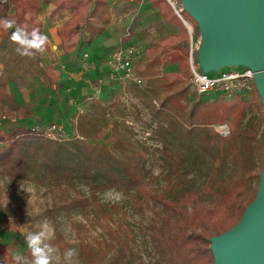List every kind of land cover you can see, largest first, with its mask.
Masks as SVG:
<instances>
[{
    "label": "rangeland",
    "instance_id": "374dc122",
    "mask_svg": "<svg viewBox=\"0 0 264 264\" xmlns=\"http://www.w3.org/2000/svg\"><path fill=\"white\" fill-rule=\"evenodd\" d=\"M105 1L106 14L112 15L111 20L115 22L122 20L121 23L103 24L91 20L78 33V48L71 55H65L59 41H53L52 37L72 12L56 7L54 0H36L37 9L27 16V30L38 28L49 38L44 54L21 57L15 51L17 45L11 41V34L0 35V118L12 112L17 117L14 125L0 121V129L12 132L18 126L29 129L48 124L62 125L66 140L41 138L59 144L76 142L93 151H108L119 158L127 150L143 147L146 167L158 177L150 187L159 188L163 185L162 166L155 160L158 155L155 149L160 148L161 143L154 134L156 124L148 108L149 100L137 93L140 91L150 97L151 92L158 90L157 94L162 96V75L179 73L177 63H157L155 55L147 52L161 40L176 35L178 28L160 19L158 7L149 0ZM165 2L171 6L167 0ZM171 2L175 15L187 11L182 0ZM181 18L186 25L187 38L180 40L179 46L187 51L189 74L179 87L192 91L189 49L193 48V65L203 72L198 58L203 35L199 25L183 16ZM126 36L129 39L124 42ZM128 43L142 50L133 65L134 72L141 79L139 85L109 79L107 61L119 46ZM84 54L95 62V68L82 67ZM244 67L239 63L213 66L212 71L204 73L213 77L222 71ZM143 71L148 74L143 76ZM53 75H58L56 81L52 80ZM214 96L210 94L201 98L211 101ZM240 100L250 106L245 121L249 120L257 135L262 136L264 120L255 106L259 96L253 83L252 89ZM76 104L81 105V114L76 115ZM153 104L157 105L156 101ZM42 176L37 175L15 186L0 169V263L13 264L16 255L30 260L25 237L29 232L38 231L37 225L47 220L54 232L48 243L57 249L53 264H63V253L68 248L77 250L79 264H110L122 242L136 253L131 264H157L158 257L145 230L149 212L143 218L133 211L131 200L121 191L98 192L91 201L89 191L82 183L75 181L74 187L58 185ZM194 177L198 181L202 174ZM94 255L97 258H92Z\"/></svg>",
    "mask_w": 264,
    "mask_h": 264
},
{
    "label": "trees",
    "instance_id": "16d2710c",
    "mask_svg": "<svg viewBox=\"0 0 264 264\" xmlns=\"http://www.w3.org/2000/svg\"><path fill=\"white\" fill-rule=\"evenodd\" d=\"M150 1L166 22L178 26L176 35L161 40L147 52L155 55L157 63H177L179 73L162 75V96L157 94L158 90L151 92L150 97L137 93L148 98V108L156 124L154 134L161 147L155 149L158 153L155 160L162 166L163 185L150 187L158 177L146 167L143 147L127 150L119 158L76 142L48 141L22 126L12 132L0 129V169L15 186L40 174L58 185L74 187L77 181L87 187L91 201L98 192L121 191L131 200L133 211L143 218L150 213L145 230L158 257L157 264H213L210 239L236 226L255 199L262 170L264 134L257 135L255 126L245 121L250 106L239 97L230 101L218 97L205 101L179 87L189 74L187 51L179 46V41L187 38L186 29L165 0ZM8 2H0V19H12L17 25L28 27L27 16L37 9L36 0ZM54 5L73 12L57 29L65 55L76 51L77 35L90 24V19L100 23L108 20L105 0H54ZM180 15L196 25L186 12ZM12 31L14 28H0V35L8 36ZM128 39L126 36L123 41ZM141 74L146 76L148 72ZM57 76L53 75L52 80L56 81ZM255 106L264 120L260 99L255 101ZM225 124L226 136L212 127ZM200 173L202 177L196 181L194 176ZM135 259L136 253L122 242L110 264H131Z\"/></svg>",
    "mask_w": 264,
    "mask_h": 264
},
{
    "label": "water",
    "instance_id": "95a60500",
    "mask_svg": "<svg viewBox=\"0 0 264 264\" xmlns=\"http://www.w3.org/2000/svg\"><path fill=\"white\" fill-rule=\"evenodd\" d=\"M182 2L202 31L198 53L202 73L236 63L251 69L264 112V0ZM210 249L213 264H264V143L255 199L236 226L210 239Z\"/></svg>",
    "mask_w": 264,
    "mask_h": 264
},
{
    "label": "built area",
    "instance_id": "2783aa9c",
    "mask_svg": "<svg viewBox=\"0 0 264 264\" xmlns=\"http://www.w3.org/2000/svg\"><path fill=\"white\" fill-rule=\"evenodd\" d=\"M0 2L6 4L8 0L7 2L0 0ZM167 2H169L171 6L173 5L171 0H167ZM177 15L179 19L182 20L180 14L177 13ZM192 50L193 48L190 47L189 84L192 92L197 96L203 97L214 94V97L230 101L234 97H239L240 99L245 97L246 93L248 94L252 89L254 72L251 69L244 67L241 70L222 71L218 73L217 76L209 77L193 65ZM141 52L142 50L140 47L132 43L119 46L106 63L109 79L114 82H129L134 85H139L141 79L134 72L133 65L139 59ZM82 61L84 62L82 65L84 69L95 68L96 66L94 61L88 59L87 54L82 56ZM70 104L72 103L70 102ZM82 111L81 105L76 104V115H78V113L81 114ZM0 121L5 123V125H14L17 122V117L15 113L12 112L2 115ZM29 130L31 134L47 139L66 140V132L62 125L48 124L45 126H33L30 127Z\"/></svg>",
    "mask_w": 264,
    "mask_h": 264
},
{
    "label": "clouds",
    "instance_id": "9594fccd",
    "mask_svg": "<svg viewBox=\"0 0 264 264\" xmlns=\"http://www.w3.org/2000/svg\"><path fill=\"white\" fill-rule=\"evenodd\" d=\"M7 2V0H4ZM0 28L5 30L13 29L10 39L17 45L15 51L21 57H33L36 54H44L49 45L48 36L42 34L38 28L31 31L26 26H19L12 19H0ZM55 51V47L53 46ZM2 67V66H0ZM213 129L223 135H228V126L214 125ZM36 232H29L25 237V243L30 250L31 259L21 255L14 256L15 264H53L57 249L48 243L53 238V228L47 220L37 225ZM78 252L75 248H68L63 253V264H79Z\"/></svg>",
    "mask_w": 264,
    "mask_h": 264
},
{
    "label": "crops",
    "instance_id": "0c3cea01",
    "mask_svg": "<svg viewBox=\"0 0 264 264\" xmlns=\"http://www.w3.org/2000/svg\"><path fill=\"white\" fill-rule=\"evenodd\" d=\"M149 1H150V0H149ZM150 2H151V1H150ZM155 12H156V11H155ZM72 15H73V12H72ZM72 15H71V16H72ZM71 16H70V17H71ZM70 17H69V19H70ZM111 18H112V15H110V14L107 15V19H108V20H107L106 22H103V24L108 23V22H109L110 24H113V23L115 22V20H111ZM118 18H119V17H118ZM69 19H68V20H69ZM160 19H163V18L160 16ZM68 20H67V21H68ZM91 20H93V19H90V21H91ZM67 21H66V22H67ZM121 21H122V20L119 19V20L116 21L115 23H116V24H117V23H121ZM64 24H65V23H64ZM64 24H63V25H64ZM175 25H176V24H175ZM61 26H62V25H61ZM58 28H59V27H58ZM58 28H57V29H58ZM177 28H178V26L176 25V29H177ZM57 29H56V31L54 32L55 37H52V38H53V41H56V39H57V40L59 41V43H60V40H59V38H58V36H57ZM151 32L154 33V30H151Z\"/></svg>",
    "mask_w": 264,
    "mask_h": 264
}]
</instances>
